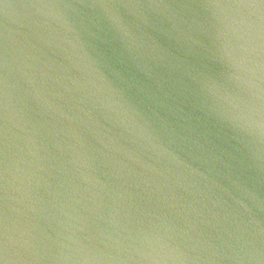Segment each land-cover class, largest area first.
<instances>
[{
    "label": "water",
    "instance_id": "obj_1",
    "mask_svg": "<svg viewBox=\"0 0 264 264\" xmlns=\"http://www.w3.org/2000/svg\"><path fill=\"white\" fill-rule=\"evenodd\" d=\"M0 264H264V0H0Z\"/></svg>",
    "mask_w": 264,
    "mask_h": 264
}]
</instances>
